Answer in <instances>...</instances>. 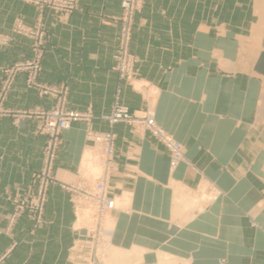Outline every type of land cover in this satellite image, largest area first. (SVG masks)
Listing matches in <instances>:
<instances>
[{
  "label": "crops",
  "instance_id": "crops-1",
  "mask_svg": "<svg viewBox=\"0 0 264 264\" xmlns=\"http://www.w3.org/2000/svg\"><path fill=\"white\" fill-rule=\"evenodd\" d=\"M123 0H80L78 10L44 12L48 47L40 81L66 83L68 108L91 109L94 120L64 132L55 162L45 224L30 234L28 215L11 236L2 232L11 205L6 195L26 194L43 165L46 138L37 121L18 128L0 118L1 264H77L83 231L63 186L77 180L96 147L87 132H114L112 194H130V213H115L113 246L138 264H264V0H145L136 18L132 52L139 79L158 96L155 120L185 147L191 165L169 172V153L149 133L101 117L117 102L144 110L139 93L118 81L113 67ZM38 11L22 0H0V33ZM0 48V68L30 53L13 39ZM19 77L5 103L11 110L50 109ZM205 181L220 192L201 210L191 196Z\"/></svg>",
  "mask_w": 264,
  "mask_h": 264
},
{
  "label": "rangeland",
  "instance_id": "rangeland-1",
  "mask_svg": "<svg viewBox=\"0 0 264 264\" xmlns=\"http://www.w3.org/2000/svg\"><path fill=\"white\" fill-rule=\"evenodd\" d=\"M121 3L122 14L115 18L119 23L118 49L113 71L118 81L126 83L134 91L139 93L145 102L144 110H132L119 102L121 90L117 91V102L113 105L111 112L101 118L113 129L116 125L124 124L132 129L134 133H149L156 141L161 143L169 153V172L175 173L178 167L185 163L191 165L186 159L185 147L172 134L158 125L155 120V103L158 96L157 90L141 79H139L138 57L132 52L131 45L136 26V18L143 11L145 0H136L131 4V13ZM22 2L35 7L38 11V19L33 25L27 24L23 17L18 18L5 33H0V48L7 51L14 45L13 39L18 37L20 43H28L30 53L21 60L5 63L0 68V118H9L16 128L25 120H36L38 135L46 138L43 147V165L34 175V182L30 191L26 194L6 195L5 201L11 205V212L6 217V228L2 230L4 235L11 236L13 227L18 219L28 215L32 226L30 234H34L45 224V210L49 202L51 186L56 182L55 162L62 143L65 131L71 129L75 124L84 123L89 125L94 120L91 109L77 111L68 108L69 87L66 83L48 85L40 81L43 70V60L47 51V30L44 23V12L52 10L59 16H69L71 13H62L45 5V0H22ZM19 77H24L27 89L35 91L40 98H51L54 100L50 109L11 110L5 107L15 83ZM79 113L82 115L80 121L73 122L67 129H59L61 118L68 113ZM58 119V120H57ZM115 119V120H114ZM153 120L158 132L148 127L147 122ZM57 122V126H56ZM160 135L180 144L182 156L176 167H172V153ZM87 138L96 147L92 156H88L84 165H81L80 174L73 183L64 185L63 188L69 195V200L75 210V227L83 231L76 250L82 251V255L76 259L77 264H138L137 257L123 254L114 249V232L116 230L115 213L128 214L131 211L130 194H112L111 179L116 171L115 144L116 134L114 132L98 133L93 130L87 132ZM49 147L51 151L49 152ZM104 185V196L102 200L95 199L96 188ZM220 197V192L213 185L203 181L199 189L192 194L191 201L196 210H201L209 204H213ZM112 201L113 209L106 208L104 202ZM1 232V231H0ZM1 264V261H0Z\"/></svg>",
  "mask_w": 264,
  "mask_h": 264
},
{
  "label": "built area",
  "instance_id": "built-area-1",
  "mask_svg": "<svg viewBox=\"0 0 264 264\" xmlns=\"http://www.w3.org/2000/svg\"><path fill=\"white\" fill-rule=\"evenodd\" d=\"M77 1L78 0H45V5L49 8L55 9L62 13H71L76 9ZM135 1L136 0L125 1L124 8L127 10L128 13L129 12L131 13V10H132L131 4ZM81 118H82V115L79 113H73V112L68 113L63 118H61L60 123H58L59 129L60 130L67 129L73 122L80 121ZM147 125L149 128L155 130V132H158L153 120H149L147 122ZM56 126H57V122H56ZM160 137L166 143V145L168 146V148L170 149L172 153V159H173L172 167H176L182 156V149H181L180 144L162 135H160ZM50 151H51V148L49 147V152ZM103 190H104V185L102 184L99 185L98 188H96L97 193H95V199H97L98 201L103 199L102 198L104 196ZM104 202L107 205L106 208L113 209L114 203L112 201H107L106 199H104Z\"/></svg>",
  "mask_w": 264,
  "mask_h": 264
}]
</instances>
